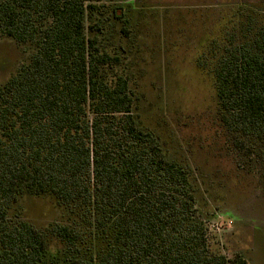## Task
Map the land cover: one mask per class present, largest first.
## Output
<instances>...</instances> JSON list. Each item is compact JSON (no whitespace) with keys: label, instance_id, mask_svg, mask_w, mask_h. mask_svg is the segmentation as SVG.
<instances>
[{"label":"trees","instance_id":"16d2710c","mask_svg":"<svg viewBox=\"0 0 264 264\" xmlns=\"http://www.w3.org/2000/svg\"><path fill=\"white\" fill-rule=\"evenodd\" d=\"M107 1L0 0V35L35 46L0 83V264H247L221 251L189 170L143 126L99 41ZM224 26L195 63L230 147L264 165V11ZM21 195L51 196L72 219L44 231L13 219Z\"/></svg>","mask_w":264,"mask_h":264},{"label":"rangeland","instance_id":"374dc122","mask_svg":"<svg viewBox=\"0 0 264 264\" xmlns=\"http://www.w3.org/2000/svg\"><path fill=\"white\" fill-rule=\"evenodd\" d=\"M99 41L120 56L144 127L159 138L165 154L185 166L198 207L211 217L221 251L241 254L247 264H264V165L238 156L217 116L210 79L196 66L204 44L225 22L264 11V0H109ZM225 27V26H224ZM0 35V83L34 53ZM41 230L69 222L51 196L21 195L10 208ZM63 247L48 236L47 256Z\"/></svg>","mask_w":264,"mask_h":264}]
</instances>
